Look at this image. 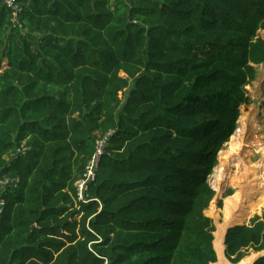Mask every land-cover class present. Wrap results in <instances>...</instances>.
Instances as JSON below:
<instances>
[{
  "label": "trees",
  "instance_id": "16d2710c",
  "mask_svg": "<svg viewBox=\"0 0 264 264\" xmlns=\"http://www.w3.org/2000/svg\"><path fill=\"white\" fill-rule=\"evenodd\" d=\"M16 3L0 0V264L215 263L208 176L264 63V0ZM249 248L264 215L225 235L230 262Z\"/></svg>",
  "mask_w": 264,
  "mask_h": 264
},
{
  "label": "rangeland",
  "instance_id": "374dc122",
  "mask_svg": "<svg viewBox=\"0 0 264 264\" xmlns=\"http://www.w3.org/2000/svg\"><path fill=\"white\" fill-rule=\"evenodd\" d=\"M259 33L264 38V31H260ZM246 88L248 90L249 101L246 104L241 106V114L237 121V128L240 125V122H239L240 117L244 113L243 108L248 107V109L249 110L251 109L252 111L250 115V122L247 126L244 127V129H246L250 135L248 139V143L244 146L240 154L232 155L231 164L227 170V177L222 182V184L218 185L216 183V173L222 161H225L224 156L227 153L230 147V144L232 142L233 136L236 131L234 130L233 133L230 135L229 140L226 141L224 145L222 146V148L219 150L218 155H217V164L213 168V172L208 176V181L213 187L215 191V195L213 199L211 200L209 206L205 209L204 212L206 215L212 218L213 225H214L213 234L217 228L216 226L217 220L215 218L214 213L212 212V206L215 205V207L219 210L218 220H222L224 217L223 209L225 206V199L229 196H232L237 191L244 189L245 185L248 184V179L249 177H251L252 174L248 175L246 171L248 169H251L250 171L254 170L255 166L258 164L263 163L264 165V63L257 65V77L250 84H248ZM127 92L128 91H126V95H127ZM259 175H261L262 177L256 179L255 181L258 183H262V182L263 183L261 186L259 185L256 186L258 190H256L254 193H252L248 197L249 201H254L258 199L260 197L261 192L264 190V166L262 167ZM243 208H247V207L242 205L240 206V208L237 209L238 215L240 214ZM255 215L263 216L264 208L256 212L248 213V216L244 217L245 220L241 223H249L250 220ZM236 225H238V223L232 226H236ZM262 252L263 250L256 251L253 248H249L246 251L245 253L246 255L242 258V260L254 253H258L259 255L261 254V256H263L264 254Z\"/></svg>",
  "mask_w": 264,
  "mask_h": 264
},
{
  "label": "bare ground",
  "instance_id": "6f19581e",
  "mask_svg": "<svg viewBox=\"0 0 264 264\" xmlns=\"http://www.w3.org/2000/svg\"><path fill=\"white\" fill-rule=\"evenodd\" d=\"M243 112L244 113L240 117V120H239L240 125L236 129L232 142L230 141L231 142L230 147L224 156L225 161H222V163L218 167V170L216 173V183L218 185L222 184V182L227 177V170L231 164L232 155L240 154L244 146L248 143V139L250 135L248 131L244 129V127L249 124L250 115L252 111L251 109L249 110L248 107H244ZM263 166H264L263 163L258 164L255 166V169L252 171H250L251 169L247 168L248 170L246 171V173L248 175L252 174L253 176L251 175V177H249L248 184L245 185L244 189L237 191L235 194L225 199V206L223 209L224 217L222 220H218L219 210L215 207V205L212 206V212L214 213L215 218L217 220V224H216L217 228H216V231L214 232V236H215L214 248L217 252L218 259L214 264H232V262H230L225 256L224 239H225V234H226L227 229L236 223L243 222L245 220L244 217H247L248 213L256 212L264 208V190L261 192L260 197L258 196L259 197L258 199L254 201H249L248 199V197L252 193L258 190L256 186L258 185L261 186L263 183V182L258 183L255 181L256 179L262 177L259 174ZM242 205L246 206L247 208H243L240 214L238 215L237 209L240 208V206ZM262 253L264 254V250ZM260 255L258 253H254L246 257L245 259H243L238 264L253 263Z\"/></svg>",
  "mask_w": 264,
  "mask_h": 264
},
{
  "label": "built area",
  "instance_id": "2783aa9c",
  "mask_svg": "<svg viewBox=\"0 0 264 264\" xmlns=\"http://www.w3.org/2000/svg\"><path fill=\"white\" fill-rule=\"evenodd\" d=\"M3 1L9 7H14L16 11H18V9H21L19 3H16L17 0H3ZM107 140H108V135L99 137L96 144V152L86 164L85 172L83 176L76 182L78 200L80 201L83 202L90 201L86 191L88 189L89 182L95 178L96 171L99 168L101 156L104 153L107 144ZM97 200L99 201V199Z\"/></svg>",
  "mask_w": 264,
  "mask_h": 264
},
{
  "label": "water",
  "instance_id": "95a60500",
  "mask_svg": "<svg viewBox=\"0 0 264 264\" xmlns=\"http://www.w3.org/2000/svg\"><path fill=\"white\" fill-rule=\"evenodd\" d=\"M238 224H241V223H238ZM231 227H233V226H230L228 229H227V231L231 228ZM227 231H226V233H227ZM226 235V234H225ZM214 240H215V236H214ZM214 242V241H213ZM224 243H225V239H224ZM226 256V255H225ZM261 256V255H260ZM259 256V257H260ZM217 259H218V255H217ZM214 264V263H213Z\"/></svg>",
  "mask_w": 264,
  "mask_h": 264
}]
</instances>
